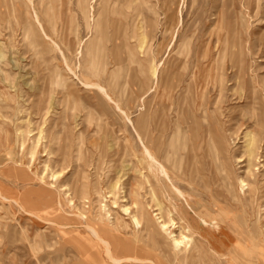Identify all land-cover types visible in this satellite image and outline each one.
I'll return each mask as SVG.
<instances>
[{
  "label": "rangeland",
  "instance_id": "374dc122",
  "mask_svg": "<svg viewBox=\"0 0 264 264\" xmlns=\"http://www.w3.org/2000/svg\"><path fill=\"white\" fill-rule=\"evenodd\" d=\"M148 134L185 195L166 179L165 218L190 230L189 254L122 210L145 224ZM9 148L0 264H113L87 222L114 256L143 259L121 264H264V0H0V158ZM107 211L127 227L107 229Z\"/></svg>",
  "mask_w": 264,
  "mask_h": 264
},
{
  "label": "bare ground",
  "instance_id": "6f19581e",
  "mask_svg": "<svg viewBox=\"0 0 264 264\" xmlns=\"http://www.w3.org/2000/svg\"><path fill=\"white\" fill-rule=\"evenodd\" d=\"M152 72H153V75H156L157 70L155 68H153ZM160 130H162V129H160ZM41 135H42V131L40 132V136L37 138L38 143H40V141L42 139ZM141 143H142V140H141ZM23 146H24V143H23ZM247 147H248L249 156L251 157L253 155V153H254V141L252 139H249L247 141ZM162 148H163L162 138L154 137L153 134L146 135V143L145 142L143 143V150H144L143 156H144V158L147 161V165H148V168L150 170V173L152 174V176L155 179V183L146 180L147 183L149 184V190H148L149 201L145 202L140 207H138V208H140V211H141V213L143 215L142 219L145 221L146 225L145 224L143 225L142 221L139 219V217L137 215V212H131L130 211V207H128L126 205H123L122 210H123V212L125 214H130V215L132 214L130 222L134 225L135 229H139V228H142V227L151 228V229L156 228L159 231V233L162 236H164L165 239L168 241L167 244L172 249V251L175 253V255H178V252H182V253H187L188 252V254H189L193 250L192 245L190 244V240L191 239H189L188 236H186V235H184L182 233L183 230H186L188 228H186L183 225H180V228H179V226H177V223L172 218L173 217V213H174L172 210H169V212H168L169 219L165 218V211H164V207L163 206L165 205V200H167L166 198H167V195H168L166 193L167 191L164 189V183H165L166 179L169 181V184L172 185V188L175 190V192L179 196L185 197V195H184L183 191H181L171 180L172 177L170 176L169 170L167 168V162H166V161H170V152L167 150L168 149L167 147H165L164 150H162ZM218 149L222 150V146L220 148H217V150ZM12 151H13L12 148H9L8 150L5 151L4 156L2 158H0V159H2L3 161H13V156H12V153H11ZM162 151H163V154L161 156V152ZM35 155H36V153H35V150H34V147H33L32 151H31L32 158H34ZM174 165L176 167L177 164H174ZM141 175L144 177L143 173H141ZM119 184H120V180H118L117 183L115 185H113L111 192H114L117 189V187H119ZM243 184H244V181H243ZM156 188L160 191L162 199H160L158 197ZM62 191H65V193H62ZM249 192H250V194H253L254 193V189L249 190ZM68 193H70V189H69V191H67L66 189L58 191V193H57L58 194V199H56V202H55L57 208H59V207L63 208L64 202H63L62 196L69 195ZM238 196L239 195H237V193H235V196H234L235 199H237ZM3 199L7 200L6 197H4ZM72 199H73V197H72ZM185 201H187V200H185ZM69 202L73 203L72 200H69ZM116 204H117V202L115 201L114 205H116ZM67 205H70V204L68 203ZM133 205L138 206L136 202H133ZM172 207H173V210L175 212H178L179 207H177V205H175V203H173ZM101 208H102V210L106 209L107 205L104 204V206H101ZM180 209H181L182 213L185 215V217L187 218V222L191 223L193 221V222L197 223L200 226L201 231H205V229H211L212 233H219L222 230L221 221H217L216 218L208 220L205 217H203L204 215L202 213H196L194 215H198L197 216L198 219H194L193 214H191V212L188 210V208H186L184 205L183 206L181 205ZM151 210H152V212H151ZM207 211H209L210 213H214V210L211 209V208H207ZM106 213L108 215L107 217L105 216L106 217L105 220H106V222L108 224V228L107 229H109V227L111 225L120 224V223L122 224V226L127 227V224L123 221V219L121 218V216L118 213H116L113 218H111L112 214H111L110 211L109 212L107 211ZM217 213H218V211H217ZM35 216L36 215L34 214V217ZM79 217L83 221H85L86 218H87L86 216H84V214L82 212L79 213ZM37 218L41 219L40 217H37ZM189 220H192V221H189ZM86 228L90 231V233L92 234V236L94 238H98L99 241L102 244L105 245L106 256H107V259L111 263H113V264H121L124 261H136V262H139V261L143 260V259L133 258V257L118 258V257L114 256V254L112 253V250L110 248L109 242L107 240L103 239L100 236V227H98L96 225H93V223H88L87 222ZM175 229H180L181 230V231L179 230V234L175 231ZM239 231H241V230H239ZM257 232H258V234L260 233L259 230H257ZM219 234L221 235V233H219ZM244 237H246V236H244ZM237 240H238V238H237ZM226 241H227V239H226ZM236 249L239 250V248H237L236 246L233 247L232 248V253H234L236 251ZM237 264H239V263H237Z\"/></svg>",
  "mask_w": 264,
  "mask_h": 264
}]
</instances>
